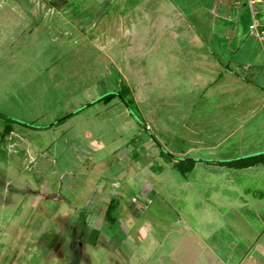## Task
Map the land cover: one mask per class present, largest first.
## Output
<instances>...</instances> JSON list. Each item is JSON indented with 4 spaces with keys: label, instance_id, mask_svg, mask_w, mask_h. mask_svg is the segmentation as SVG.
I'll return each mask as SVG.
<instances>
[{
    "label": "rangeland",
    "instance_id": "obj_1",
    "mask_svg": "<svg viewBox=\"0 0 264 264\" xmlns=\"http://www.w3.org/2000/svg\"><path fill=\"white\" fill-rule=\"evenodd\" d=\"M234 2L0 0V264H203L222 255L224 240L239 246L238 225L264 223V212L240 207L234 191L256 193L260 177L237 175L241 184L216 193L206 163L186 174L175 166L227 156L179 154L206 143L198 120L207 103L198 89L161 86L167 52L264 50L250 35L245 0ZM217 125L218 143L229 128ZM105 178L107 205L96 194ZM34 193L67 200H44L48 212L39 213ZM132 197L142 200L138 213ZM92 200L97 231L78 217ZM250 205L264 210V202ZM60 207L71 218L55 216ZM245 235L247 263L264 264V242Z\"/></svg>",
    "mask_w": 264,
    "mask_h": 264
},
{
    "label": "crops",
    "instance_id": "obj_2",
    "mask_svg": "<svg viewBox=\"0 0 264 264\" xmlns=\"http://www.w3.org/2000/svg\"><path fill=\"white\" fill-rule=\"evenodd\" d=\"M236 1L237 0L234 2V6L241 7L242 5H237ZM235 33L234 31V34ZM227 53L229 56L222 51L213 49L203 51L196 49L191 52H185V50L167 52V62L165 66H162L165 68L161 70L160 74V78L163 81L161 86L164 87L165 90L177 89L178 92H181L188 89L192 91L191 93H194L195 89L200 90V92L202 91L201 96L204 104L207 103V108L205 109L204 116L200 117L203 119L198 120V127L204 131V137L207 138L206 143L198 141L196 147L181 149L178 152H180L179 154H181L182 157L188 156L189 154H226L227 157H216L209 161L202 159L205 157H201V159H196L198 157L193 158L199 161L194 169L198 164L206 163L208 167V177L212 179L211 187L216 193L228 191V187L235 186L237 182L241 184L240 180L236 179L237 175L247 177L251 174V178L254 177L258 179L260 177V181H264V165L239 170L218 164L219 162L231 161L253 154L264 153V50L256 49L242 51L238 49V51L229 50ZM256 53H258L257 56H259L257 62L248 59V57ZM242 57H244V59H242ZM169 71H171L170 75ZM192 79H194L192 83L189 82ZM131 92L133 93V97L139 96L136 90H131ZM220 105L223 107H220ZM218 119H223L225 124H228L227 127L229 129L226 131L224 138L220 139L217 143L214 140V136L216 135L214 131H216L217 127L221 129V126L217 125ZM10 134L14 135V132L12 131ZM232 170L234 172H232ZM103 172L104 166H102L99 177H103ZM107 179L97 180L99 181L97 182V185L99 183V188L96 192V194H98L97 202H105L106 205L109 203L108 201H110L105 200L103 196L104 190L107 187V184H105ZM102 182H104V184ZM113 184H115V182ZM234 189V191L237 192L238 201L241 202L239 206L247 209L246 211L251 209L253 210V216L261 217L264 210H255L254 207L250 205V201L257 200L263 203L264 187L260 188V190L254 194L247 193L240 185H236ZM30 198L33 203L32 208L37 212H39V210L44 211L45 209V213L48 211L45 208L44 200H67L66 198L62 199L58 196L53 197L50 193L44 194L43 196H41V193H34ZM93 201L94 200L90 201L89 205L83 207L87 210L86 213L78 216L84 219V230L91 228L95 229L101 223V221L97 220L98 218L95 219L96 216L100 217V214H97V212L95 214L91 211ZM141 201L140 198L138 200L136 197H132L129 208L132 209L134 213L140 212L139 206L142 204L140 203ZM113 202L114 199H111L107 210L111 211L114 209ZM97 207L98 206H95L93 210ZM233 207V209H236L235 206ZM74 208L75 207L72 209L74 210ZM54 214H56L55 216L65 217V219L71 218V215L62 207L57 209V212ZM71 222L72 219H69V226L74 227L72 225L73 222ZM229 229L232 230V227H229ZM95 230L97 231V229ZM234 232L240 233L241 241L239 246L236 245L232 249L230 248L232 240L229 243H226V240H224L223 244H219L222 255L214 254L216 256L215 258L214 255L210 253L203 264H208V262H210V264H248L247 262L249 259L246 257L249 255V246L245 234H253L254 243L256 246H259L261 242H264L262 235L264 234V223L257 220L255 222L250 221V223L246 222L245 225H238ZM257 233H260V235H254ZM190 243H192V241ZM186 246L187 249L191 248L192 252H194V248L191 247V244L186 243ZM256 249L257 247L253 250ZM237 253L242 257L240 261H238L239 257L236 256ZM185 259H187V257ZM186 261L192 264H200L198 258L187 259ZM184 262V260H179L178 258L174 262L171 261V263L174 264H183ZM250 264L259 263L250 262Z\"/></svg>",
    "mask_w": 264,
    "mask_h": 264
},
{
    "label": "trees",
    "instance_id": "obj_3",
    "mask_svg": "<svg viewBox=\"0 0 264 264\" xmlns=\"http://www.w3.org/2000/svg\"><path fill=\"white\" fill-rule=\"evenodd\" d=\"M71 2L72 3L79 4L80 0H71ZM92 20H89V21H92ZM87 24H88V22L87 23H84V24H81L80 23L79 25L80 26H83V25H87ZM123 94L124 93H122V95ZM124 95L126 96L127 94H124ZM124 95L121 96V97L126 102V100H125L126 97ZM115 96H116V94H110L108 96H105L104 97V100L105 101H109V100H111ZM1 119H5V117H4V115L2 113H0V120ZM22 125H25V124L23 123ZM163 155L164 156H166V155H170L171 156V154H165V153H163ZM170 156H168V158H170ZM198 162L199 161L196 160V159L186 158L184 160L176 161L175 162V166L183 174H186L188 172H191L194 169L195 165ZM218 164L221 165V166H225V167L233 168V169H239V170L240 169H247V168H251V167H256V166H259V165H264V153L253 154V155H249V156H246V157H242V158H238V159H233L231 161L219 162Z\"/></svg>",
    "mask_w": 264,
    "mask_h": 264
},
{
    "label": "built area",
    "instance_id": "obj_4",
    "mask_svg": "<svg viewBox=\"0 0 264 264\" xmlns=\"http://www.w3.org/2000/svg\"><path fill=\"white\" fill-rule=\"evenodd\" d=\"M243 0H237V5H242ZM251 13L252 23L250 35L264 43V0H245Z\"/></svg>",
    "mask_w": 264,
    "mask_h": 264
}]
</instances>
